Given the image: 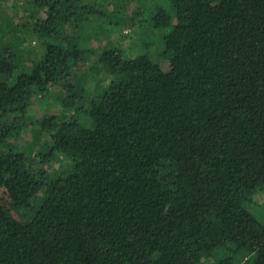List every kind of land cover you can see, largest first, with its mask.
<instances>
[{
    "label": "trees",
    "instance_id": "16d2710c",
    "mask_svg": "<svg viewBox=\"0 0 264 264\" xmlns=\"http://www.w3.org/2000/svg\"><path fill=\"white\" fill-rule=\"evenodd\" d=\"M29 1L5 21L19 38L0 39V264H264V0H154L151 25L128 18L146 52L105 47L64 85L36 164L7 141L118 21L93 0ZM60 158L68 172L44 168Z\"/></svg>",
    "mask_w": 264,
    "mask_h": 264
},
{
    "label": "rangeland",
    "instance_id": "374dc122",
    "mask_svg": "<svg viewBox=\"0 0 264 264\" xmlns=\"http://www.w3.org/2000/svg\"><path fill=\"white\" fill-rule=\"evenodd\" d=\"M28 1V3H27ZM95 2V8L99 11L108 12L114 15L115 19L118 21V25H114L111 29L110 33L100 31L97 38L92 39L88 42L87 47L92 51L90 56H88V60L86 62H81L77 65L75 70L74 78L64 77L60 79V83L58 85L52 86L48 88V93H45L41 96H36L33 98V101L30 104V107L27 110V113L24 117L26 122V126L22 130V133L17 138H12L7 141V145L9 143L17 145L21 151H24L28 154V160L32 163H38L39 159L35 156L36 152L43 151L40 148L39 143L37 144L36 141L39 140L40 142L43 141V138H40L37 129V121L44 115V114H57L60 107V102L62 99L66 97V92L64 90V85L77 83L81 72L86 71V69L96 60L97 56L99 55L100 51L103 48L108 47L110 45H118L120 46L122 55L124 58L135 57L143 52H146L144 47L142 46V34L139 33L135 34L132 32L133 30V22L128 21V18L133 17L136 13H139L136 16V23L141 19L146 24L151 25V21L155 14L151 13L154 9V0H93ZM165 1V0H163ZM29 0H0V17L3 18L2 24L4 25L5 21L10 20L12 24H17L24 21L22 18V11L23 9H28L31 6ZM165 6V4H163ZM32 7V6H31ZM167 7V6H165ZM164 7V8H165ZM169 7V4H168ZM167 9V8H165ZM120 13H117V12ZM151 13V14H149ZM97 18V17H96ZM114 18L112 17L111 20L109 18L105 19V24L108 22L113 21ZM92 23L98 25V20L92 18ZM112 23V22H111ZM7 23L3 27L2 34L0 33V39H17L19 35L17 31H7ZM94 24V25H95ZM133 25V26H132ZM101 26L100 28H103ZM138 31V30H136ZM21 37L23 36L25 41L21 46L23 51L27 53L26 55L34 56L37 52L41 50L42 40L37 35H29L22 31ZM132 37H134L132 39ZM157 43V42H155ZM156 48H159L158 44L153 46L151 49V56L152 59L158 62L161 68L164 71L169 69V58L167 55L161 56L160 54H156ZM163 48L160 45V49ZM18 62V59H16ZM28 64V63H27ZM22 65L26 66L25 64ZM70 65L72 66L73 63L71 62ZM79 75V76H78ZM91 77V75L89 76ZM99 80V84L105 86L109 82V76L105 72H101L97 77ZM75 85V84H73ZM87 87L88 95H94L98 93L96 91V82H92L91 80L85 84ZM96 88V89H95ZM96 91V93H95ZM41 97V98H40ZM6 145V146H7ZM44 168L52 173L53 171H62L68 172L71 168V162L65 158H60L57 161H51L48 164L44 165ZM43 194H40L36 199H34L35 206H39ZM264 211V205H263ZM259 216V214H257ZM264 217V216H263ZM14 218L18 220H25L27 219L26 215L23 212H16L14 214Z\"/></svg>",
    "mask_w": 264,
    "mask_h": 264
}]
</instances>
